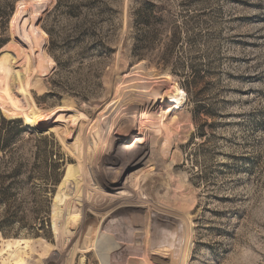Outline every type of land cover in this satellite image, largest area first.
Here are the masks:
<instances>
[{
	"label": "rangeland",
	"instance_id": "obj_1",
	"mask_svg": "<svg viewBox=\"0 0 264 264\" xmlns=\"http://www.w3.org/2000/svg\"><path fill=\"white\" fill-rule=\"evenodd\" d=\"M58 1L104 45L59 49V67L44 31L71 34L48 18ZM143 3L180 37L167 69L162 46L136 57ZM10 23L0 111L30 131L31 163L48 137L69 163L42 237L43 217L0 208V264H264V0H18ZM192 72L190 99L179 73Z\"/></svg>",
	"mask_w": 264,
	"mask_h": 264
},
{
	"label": "trees",
	"instance_id": "obj_2",
	"mask_svg": "<svg viewBox=\"0 0 264 264\" xmlns=\"http://www.w3.org/2000/svg\"><path fill=\"white\" fill-rule=\"evenodd\" d=\"M17 1L0 0V48L10 42V22ZM62 8L61 2L58 1L54 12L49 13L48 18L59 19L61 16L71 21V34H64L63 29L56 27L44 28L49 38L48 52L57 67L61 64L57 57L59 49L70 53L76 45L89 44L96 50L104 46L97 40L94 41L97 38L96 32L84 21V15L78 4L68 5L66 11ZM136 16H138L135 25L137 41L140 43V49L137 47L135 49L136 57L140 61L150 59L151 54L162 46L164 56L162 55L160 61L167 69L172 63L173 50L179 43L180 37L176 33L169 37L163 33L162 24L165 18L159 8L152 3L141 4ZM7 47L0 51V71L6 68L4 64L8 55ZM4 72L8 71L5 69ZM171 73L178 74L177 69H172ZM180 74L183 77L181 85L188 93V97L193 99L196 94L197 98L202 93L198 86L203 78H199L194 72L186 77L183 73ZM197 113L199 119L202 116L200 106L197 107ZM28 132L30 131L25 128L22 120L7 119L0 111V208L4 209L3 217H10L11 220H22L21 217H29L30 213L35 217H43L44 221L39 222L33 233L34 237H42L40 232L45 231V228H48V231L50 229L51 199L61 183L69 158L62 153L61 146L54 138H40L35 145L36 151L31 163L24 155L30 141H25L23 136ZM30 203L32 208L24 211L25 205L28 206Z\"/></svg>",
	"mask_w": 264,
	"mask_h": 264
},
{
	"label": "bare ground",
	"instance_id": "obj_3",
	"mask_svg": "<svg viewBox=\"0 0 264 264\" xmlns=\"http://www.w3.org/2000/svg\"><path fill=\"white\" fill-rule=\"evenodd\" d=\"M185 99H186V92L178 85H174L166 97V101L168 105L172 106V110L181 109V107L185 102Z\"/></svg>",
	"mask_w": 264,
	"mask_h": 264
}]
</instances>
